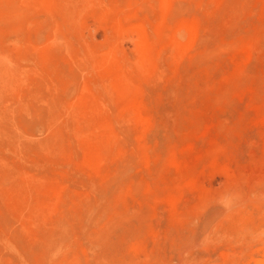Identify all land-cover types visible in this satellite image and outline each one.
Wrapping results in <instances>:
<instances>
[{"label":"rangeland","instance_id":"rangeland-1","mask_svg":"<svg viewBox=\"0 0 264 264\" xmlns=\"http://www.w3.org/2000/svg\"><path fill=\"white\" fill-rule=\"evenodd\" d=\"M0 264H264V0H0Z\"/></svg>","mask_w":264,"mask_h":264},{"label":"clouds","instance_id":"clouds-1","mask_svg":"<svg viewBox=\"0 0 264 264\" xmlns=\"http://www.w3.org/2000/svg\"><path fill=\"white\" fill-rule=\"evenodd\" d=\"M222 203H223V206H224L225 208H229V207L231 206V203H232L231 197H227V198H225V199L222 201Z\"/></svg>","mask_w":264,"mask_h":264},{"label":"bare ground","instance_id":"bare-ground-1","mask_svg":"<svg viewBox=\"0 0 264 264\" xmlns=\"http://www.w3.org/2000/svg\"><path fill=\"white\" fill-rule=\"evenodd\" d=\"M143 45V44H142ZM171 45V44H170ZM172 47V46H171Z\"/></svg>","mask_w":264,"mask_h":264}]
</instances>
